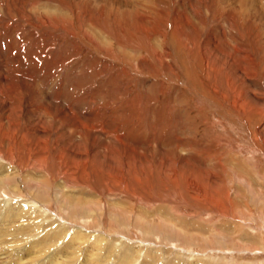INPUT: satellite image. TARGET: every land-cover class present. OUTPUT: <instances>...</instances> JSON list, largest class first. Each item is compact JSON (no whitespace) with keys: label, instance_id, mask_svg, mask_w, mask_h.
Wrapping results in <instances>:
<instances>
[{"label":"rangeland","instance_id":"374dc122","mask_svg":"<svg viewBox=\"0 0 264 264\" xmlns=\"http://www.w3.org/2000/svg\"><path fill=\"white\" fill-rule=\"evenodd\" d=\"M3 2L8 4L15 2L27 6L28 11L23 14L25 18L23 21L20 20L22 24H18L23 36L29 34L28 29L33 30L29 24L35 23V18H40L48 12L51 15L63 13V18L68 21L70 9L79 11L84 8L83 10L89 13L94 9L92 11L94 16L108 20L113 18V22L120 23L117 24L118 27L123 26L122 28L126 30L140 28L143 22L146 27L148 26V34L151 33L149 41L144 35L131 29L133 35L139 39L126 34L125 41L119 43L113 34L87 25L86 22L85 27L92 34L95 32L100 48L79 35L75 37L70 34L64 35L65 41L63 40L62 43L55 41L52 43L51 35H48L50 41L47 40L46 43L43 41L37 46L44 45L39 47L38 52V61L42 64L43 61L56 57L54 52L57 51V45L58 51H62L60 55L73 58L76 55L73 42H81L83 50L79 57L80 62L73 58L74 61L65 64V67L67 65L68 67L59 70L62 77L57 81L58 84L62 85L63 91L70 90L75 84L83 85L84 92L82 91L83 94L80 96L82 98L80 106L83 111L80 114L91 112L92 102L88 91L93 89V83L100 88L105 85L106 90L112 92L115 110L110 109L111 111L104 109L108 104L100 94L97 95V105L103 108L98 111L99 117L108 119L112 128L118 126L119 131H116L122 132L120 134L127 136V139L134 141L138 138L139 145L144 142L137 147L131 141L133 142L131 146L140 152L136 153V159L140 156L146 157L141 161L146 165L144 172L148 173V178L150 175L151 179L141 182L130 172L131 178L125 185L130 195L119 190L114 193L113 199L107 196V193L102 196L94 190L89 191L77 185L67 186L61 179L48 175L44 169L47 167L57 169L56 163L19 171L11 163L0 158V177L5 175L14 177L12 181L4 180L3 185H0V264H264V59H262L264 58V5L262 1L129 0L128 5L123 3L124 0L107 2L105 0H3ZM10 16L18 20L15 14L11 13ZM166 21L170 25L167 43L163 45L161 36L153 33L154 29L156 30ZM175 21L179 27L183 26V30L179 28L177 31L173 30L176 26ZM181 21L187 22V25ZM226 21L232 24H227ZM221 27L225 30L227 38L218 42L213 35L220 38L217 34L222 30ZM50 28L48 32L54 33L55 37L62 36V33ZM143 30L142 27L137 31ZM9 31L8 28L1 31L0 40L5 50L6 42L11 39ZM240 31L243 39L240 36L239 41H235V36H238ZM209 32L211 37L205 40L204 36ZM256 42L258 43L254 46L251 45ZM27 48L32 49V45ZM256 50L259 56L261 55L257 59L259 76L254 80L255 86H252L251 90L258 95V107L263 113L250 114L244 118L232 104L228 105L223 97L222 99L217 97L216 100L205 90V85L203 88L202 78L205 84L209 83L210 87L213 85L217 90H223V87L227 89L228 86L225 82L223 86L221 82L204 79L206 72H203L202 57L207 56L210 63L213 59L210 64L214 66L212 70L218 67L221 68L224 76L233 75L241 66L250 68L248 63H243L240 59L246 56V53H253ZM158 55L160 59L156 58ZM229 55L238 58V62L232 63ZM21 59L26 61L24 64L27 66L23 67L25 69L36 66V64L28 66L29 60L26 54L21 56ZM221 59L225 60L224 65H221L223 64ZM32 72L37 71L33 69ZM216 72L218 71L215 69L214 74ZM52 83L53 81L48 79L50 93H53L52 90L57 86L53 85L51 90ZM247 84L250 83H246V86ZM36 86L41 85L38 83ZM247 91L246 87V94ZM138 92L145 100L148 110L158 107V114L150 112L148 118H142L141 113L133 114L128 111L127 103L132 104V100L136 98H134L135 93ZM129 93L133 95L129 96ZM57 98L59 96L44 101L42 100L44 97L36 95L33 103L40 109L29 112L27 123L38 128L46 124L52 129L56 123L52 117L53 112H62L64 107L74 102L67 93L62 94L59 100ZM117 105L123 107V110ZM46 107L53 110L46 113ZM73 107L76 111V107ZM118 111L120 114L117 115ZM108 112H111L112 116L108 115ZM75 118L71 115L68 120ZM134 124L135 126H132ZM147 124L152 128L151 130L148 129ZM160 124H164V130L161 129ZM66 126L67 130L60 131L59 136H62V140H69L75 144L76 135L68 131L67 123ZM1 137L4 136H0V141H2ZM95 137L94 141L102 148L107 144L112 149L122 146L103 134ZM165 138L167 141L164 143ZM180 138L186 140L185 146L177 142ZM188 143L192 145L191 148L186 146ZM59 145L62 146V141ZM48 150L50 152L54 150L52 145ZM59 150L60 156H63L59 166L63 164V168L71 167L65 162L63 149L60 147ZM208 150L211 151L207 153ZM108 152L109 150L104 148L100 149L99 156L109 154ZM217 152L219 154H215ZM217 157H221L222 161L216 159ZM115 161L113 165L116 170H123L124 165H120L118 159ZM238 164L245 170L238 169ZM138 166L137 161L132 168L138 169ZM97 171L100 172L99 169ZM205 172L211 173L210 178L216 175L215 184L211 183L210 186V182L202 180L201 174ZM175 173H178L177 185L172 179ZM197 175L198 177H195ZM203 178L206 180V177ZM100 182L106 186L102 178ZM153 186L158 187L163 194L173 192L175 198L178 196L179 203L168 201L164 197L167 202L163 199L147 204L142 198L140 199L139 193L134 195L139 187L150 194ZM203 187L209 192L211 189L215 190L214 203H211L213 198L206 200L210 195L207 193L202 195L200 189ZM191 190L199 192L198 199L192 198ZM218 191H221V195L225 198H223L224 205L221 207L219 205L217 208V201L221 200L216 199ZM226 192L229 198L228 195L226 197L223 194ZM89 203L92 208L88 212L84 208L77 207ZM207 204L208 207L205 206Z\"/></svg>","mask_w":264,"mask_h":264},{"label":"bare ground","instance_id":"6f19581e","mask_svg":"<svg viewBox=\"0 0 264 264\" xmlns=\"http://www.w3.org/2000/svg\"><path fill=\"white\" fill-rule=\"evenodd\" d=\"M27 1H29V0H27ZM33 1H36V0H33ZM95 1H97V0H95ZM105 1L107 2L109 0H105ZM261 1H262L261 3L264 5V0H261ZM128 2H129V0H124L123 3H125V5H128L127 4ZM244 2L245 1H243V3ZM9 4L3 2V0L2 1L0 0V38H1V31L4 28L10 29L9 36L11 37L10 41L8 40L6 42V44H7L6 50L3 48L4 46L1 44V40H0V113H2V115H0V136H4V138L1 137L2 141H0V156H1L0 158H2L4 161L11 163V165H13V167H15V169L17 168L16 170H19V171H24L25 169L31 168L33 166L44 167L45 164L56 163L58 165L57 169H53L52 167H47L49 169L45 168L44 170L48 175H50V176L52 175L53 177L61 179L64 184H67V186L77 185V186H80L82 188H86L89 191L94 190V191H96L97 194L102 195V196H104L107 193V196L112 197L113 199H114V195H115L114 193L116 191H119V190L121 192H127L130 195V192L127 191L128 190L127 186H125L126 184H128V181L131 178L130 172L138 181L143 182V181H149L151 179L150 175L148 178V173L144 172L145 171L144 167L146 165L143 164V161H141L142 159H146V157L140 156L139 158L136 159L135 158L136 153L139 151H137L134 146L133 147L131 146V143L134 142L133 145L135 144V146L139 147L142 144H144V142H141L142 144L139 145L140 142L138 141V138H136L137 140L135 139L134 141L132 139H127V136L120 134L122 132H120V133L117 132V131H119L118 126H115L114 128H112V126L109 125L108 119H102V117H99L98 111L102 110L103 108L101 109V107L99 105H97L98 101L96 99H97L98 94H100L102 96V99H104V101H106V103L109 106V107L107 106L108 108L104 107V109L106 111H107V109H109V111H111L110 109L113 110L115 107L114 106L115 104H113L115 102H113V100H112V99H114V98H112L113 97L112 92H109L108 90H106V88L104 87L105 85H103L100 88V87H97L96 84L93 83L92 87L95 91L93 89L88 91V95L90 94V98H91V102H92V108L90 107L91 112L89 111L90 113L80 114L83 111V108L80 106V103L82 101V98L80 96H82V94L84 92L83 91V85H81V83L75 84L76 88L72 87L70 90L67 89V90L63 91L62 85L60 86L58 84L57 81L62 77L61 72H59V70H61V69L64 70L66 67H68V65L65 67V64H69V62L74 61V59L79 61V57H80L82 50H83L82 45H80L81 42L80 43L73 42V44H74L73 46H74L76 55H74V57L73 56H71V57H73L74 59L70 58L69 56L60 55V53L62 51L61 52L58 51L59 47L57 45V47H56L57 51L54 52V55L56 57L53 59L43 61L42 64L38 61V55H39L38 52L40 50L39 47L42 45H40L39 47L37 45L43 41L46 43V41L49 40L48 35H51L52 43L54 41H55V43H57V42L62 43V41L64 40V38H63L64 35L66 34L65 36H67L68 34H70V35H73L75 37H77L79 35L84 40L89 41L90 44H92L96 47H99L100 44L98 43V41L96 39L95 32H93V34L91 32H89V30L85 27V24H84L86 22L88 23L87 25L90 24V25H92V27H97V28H100L101 30H104L107 33L113 34V36L115 37V39L119 43H123V41H125V39H126L125 35L126 34H129L132 37L133 32L131 29H133L137 33H140L141 35H144V37L149 41L151 38V36L149 34H151V33L148 34V32H149V30L147 29L148 26L146 27L144 25V22H143V26H141V27L139 26L140 28L135 27V28H129L128 30H126V29L122 28L123 26L122 27L119 26L120 27L119 28L117 26V24H120V23L118 21L113 22L112 21L113 18H110L111 20H108V19H105L103 17L94 16L93 15L94 12L92 13V11L94 9L91 11V13H89L86 10H83L84 8L82 10H79V11L78 10L76 11L74 9L73 10L70 9V12L68 11L70 13V19L68 21H66L63 18V16H62L63 13H61V15L52 13V15H51L48 12V13H45L44 16H40V18H35V23L29 24L30 27H33V30H31V28L28 29L27 32L29 34L27 36H25V34H24V36H23L19 30L18 24H22L20 20H22V21L24 20L25 16L23 14L28 11L27 6L26 5L21 6L20 3H15V2H12L10 5ZM101 11H103V10H101ZM11 13L15 14L17 16L18 20H16L15 17H11L10 16ZM162 15H163V13H162ZM111 16H113V13ZM66 17H67V15H66ZM152 19H153V17H152ZM155 20H156V18H155ZM230 21H226V23L228 22L227 24L231 25L232 23ZM182 22L187 25V22L181 21V23ZM121 23H122V21H121ZM174 23H175L174 25H176L173 27L174 31H177L178 28L180 30H183V28H182L183 26L179 27L178 26L179 24L177 25L176 21ZM124 24H127V23L124 22ZM233 24L235 25V22ZM122 25H123V23H122ZM169 25L170 24L167 23V21H166L165 24L163 23L158 28H156V30L154 29L153 34H159L161 36L163 45H166V43H167V32H168ZM49 27L54 29L56 32L62 33V36H61L62 38L58 37V36L55 37L54 33L51 34V32H48ZM142 27L144 28V30L142 32H138L137 30L142 29ZM51 28H50V30H51ZM221 29L222 30L219 32V34H217V35H219L220 38H217L216 35H213L214 39L215 38L218 39V42H219V40H225L227 38L226 33L224 32L225 30L222 27H221ZM151 31L153 32V30H151ZM38 32H40V33L38 34ZM171 32H173V31H171ZM189 35H190V33H189ZM210 35H211L210 32L207 36L205 35L204 36V37H206L205 40L209 39L211 37ZM133 36H135V35H133ZM240 36H241V38L243 37V35L241 34V31H240V34L238 36H235V38H236L235 41L236 40L239 41ZM12 37H13V39H12ZM181 37H183V36H180V38ZM188 38H189V36H188ZM136 39H139V37H136ZM249 39H247V41ZM181 41H182V39H181ZM126 42H129V41L126 40ZM207 43H208V41H207ZM257 43L258 42L253 43L251 45L254 46ZM194 44H195V42H193V45ZM31 45H32V49H28L27 47H30ZM52 46H54V45H52ZM200 46H201V44H200ZM221 46H223V45H221ZM76 47H78V48L76 49ZM189 47L191 48V46H189ZM241 49H243V48H241ZM196 50L197 49H195V52H196ZM4 51H6V52L4 53ZM192 51L194 52V49ZM201 51H203V50L201 49ZM234 52H235V50H234ZM238 52H239V50H238ZM24 54L27 55V58L29 60L28 66H30V65L32 66L33 64H36V66H32V69H31V67L30 68L28 67L27 69L23 68V67L27 66L24 64V63H26L25 59H21V56H24ZM202 54H204V53H202ZM246 54H247L246 56H242V59H240V61L242 60L243 63H246V64L248 63L250 65V68H246L245 66H241L239 68V70L236 71L233 75L226 74L224 76L223 71H221V68H218V67H216V68H214V70H212L214 66L210 65V64L213 62V59H212V62L210 63L209 58L207 56L202 57V63H201L202 68H204L203 72L204 73L206 72L205 76H203L205 80L208 81L209 79H212L214 81L221 82V85H223V82H225L227 84L226 86H228V88L225 89L226 87H223L224 86L223 85L222 86L223 90H217V89H215V87L213 85L210 87L209 83L205 84L206 82L203 81V78H202V84L201 85L203 86V88L205 85V90H207L211 94V96H213L212 98L216 99L218 97V98L222 99V97H223V100L228 105L232 104V106L237 110V112H239L240 116L242 115V117H244V118H246L250 114L251 115H256V114L261 115L263 113V110L260 107H258L259 106V104L257 102L259 100L258 95H256L254 90H251V87L255 86L254 80H257V78L259 76L258 75V72H259L258 71V64L259 63L257 62V59H258V57L260 58L261 55L259 56L258 50L254 51L253 53H246ZM70 55H71V53H70ZM255 55H256V57H255ZM57 56H59V57H57ZM215 56H216V54H215ZM75 57H77V58H75ZM228 57H229V59L232 58L231 55H229ZM156 58L160 59L159 55ZM262 59H264V58H262ZM231 60H232V63L238 62V58H235V57H233ZM162 61H164V60H162ZM222 61H223V64H221V65H224L225 60H222ZM38 63H40V64H38ZM227 64H228V62H227ZM41 65H42V67H41ZM172 66L173 65H171V67ZM33 69H36L37 72H32ZM215 69L219 73L222 72L221 73L222 76H220V74L218 72H216L214 74ZM54 70H55V72H54ZM70 71H71V69H70ZM32 73H34L35 75ZM228 73H230V72H228ZM46 76H48V78ZM55 76H56V78H54ZM52 78H54V79H52ZM48 79L53 81L52 85L50 86L51 90L53 88L52 87L53 85H55V84L57 85V86L55 85L56 89L52 90L53 93H50L48 90V84H49V83L47 84ZM252 81H253V83H252ZM213 82H212V84H213ZM248 82L250 84H247V86H246V83H248ZM38 83H39V85H41V86H39L40 88L36 86ZM218 85H220V84H218ZM246 87L248 89L247 94L245 93ZM212 88H214V89H212ZM218 88H219V86H218ZM58 90H60V91H58ZM107 92H109V94ZM66 93H67L68 97H70L71 100H74V102L71 105H68L66 108L64 107L61 110L62 112H58L59 114L57 113V111L53 112L52 117L54 118L53 120H55L56 123L52 129L47 127L46 124H44L46 127L41 126L38 128L35 126H31L33 124L27 123V121H28L27 116L29 115V112L30 111L34 112L36 109L37 110L40 109L39 106H37L36 104L33 103V100L35 99L36 95H40V96L44 97V99H42L44 101H49L50 99H53L55 96H59V98H57L59 100L60 96L62 94L66 95ZM139 93L140 92L135 93V96H134V98L136 97L138 99H136V98L133 99L132 104L127 103L126 108L128 109V111L130 113H133V114L141 113L140 116H142V118H144V117L148 118V115L150 112H154L155 115L158 114V112H157L159 110L158 107L157 108L153 107L152 110H150V111L148 110L146 103H144L145 100H143L140 97ZM131 95H133V94L129 93V96H131ZM126 97L129 98L128 96H126ZM38 98H40V97H38ZM216 100H218V99H216ZM127 102H128V100H127ZM117 104H118V102H117ZM135 104H136V107H135ZM73 106L76 107V111H74L75 109ZM120 109L123 110V107H121ZM52 110H53L52 108H47V107L45 108L46 113L51 112ZM70 114L74 115V117H76V118L72 119V120H68V117L71 116ZM116 114L117 115L120 114V111H118ZM33 115H35V114L33 113ZM108 115H111V112ZM58 116H62V117H58ZM134 117H136V116H134ZM39 120L40 119H38V121ZM130 120L132 121V119H130ZM140 121H142V120L140 119ZM160 122H161V120H160ZM66 123L68 125V131H70L72 134H74V136L76 135L75 136L76 143L75 144L73 143L74 145L69 140H62V136L61 135L59 136L60 131L67 130V129H65L67 127ZM121 126H119V127H121ZM132 126H135V124ZM142 126H143V124H142ZM147 126H148V124H147ZM160 126H161V129H163V130L165 129L164 124H160ZM155 128H156V126H155ZM132 129H133V127H132ZM148 129L151 130L152 128L149 127ZM99 134H103L106 137L112 138L118 144L122 145L121 148L112 149V147L108 146V144H107L106 146H103V148L106 150H109V152H108L109 154H102L101 156H99L100 149H103V148L101 146H98L97 145L98 143L94 141L96 138L95 136H97ZM155 134H153V136ZM172 136H174V135H172ZM128 137H129V134H128ZM130 137H131V135H130ZM135 137H138V136L135 135ZM141 137H143V136H141ZM167 137H169V136H167ZM177 137H178V135H177ZM112 139H109V140L111 141ZM50 140L52 143L50 142ZM60 141H62V146L59 145ZM131 141H133V142H131ZM164 141L165 142L167 141L166 138H165V140H163V142ZM163 142H161V143H163ZM177 142H180V144H183V145L187 143L184 138L178 139ZM113 144H114V141H113ZM176 144L180 145L178 143H176ZM188 144L186 146H189L191 148L192 145L190 143H188ZM50 145H52V147L54 149L52 152H50L48 150ZM115 145H114V147H115ZM183 145H182V147H183ZM174 146H176V145H174ZM60 147L63 149L64 156H66L65 162H68L69 165H71V167H69V168H63V164L59 166L60 161L63 160V156H60V154H59V152H60L59 148ZM210 151L211 150H208L207 153ZM215 154H219V152H217ZM209 155H212V154L209 153ZM113 158L115 160L118 159L120 165H124L123 170L122 169L116 170V167L113 165V161H115V160H113ZM103 159H105L104 163L102 162ZM216 159H218L219 161H222L221 157H217ZM137 161L139 163L138 169L132 168L133 164L137 163ZM219 164L222 166V164L220 162H219ZM181 165H183V164H181ZM120 167L121 166H118V168H120ZM237 168L240 169V168H242V166H240L238 164ZM98 169L100 172L97 171ZM189 169H190V167H189ZM242 169H244V168H242ZM178 171H180V170H178ZM177 174L175 173L172 176L173 182L176 185L179 182ZM196 174H198V173H196ZM198 175L195 177H198ZM6 176L7 175L0 177V179H1L0 185H3L4 180H7L10 182L14 179V177H12V176H7V177ZM210 176H212L210 172H205V174H201L202 180L210 182L209 184L211 186V183L212 184L216 183V179H215L216 175H214L215 177H213V178H210ZM203 177H206V180H204ZM91 178H92V180H91ZM100 178H102V181L106 186L101 184ZM188 180H189V178H188ZM164 181H165V179H164ZM190 182H192V181H190ZM205 184H203V185H205ZM163 185L166 186L165 184H163ZM146 187H148V186H146ZM193 190H195V189H193ZM200 190H202V192H201L202 195H204L205 193L210 195L206 199L207 201H208V199L213 198V191H215L214 189H211V191L209 192L203 187ZM151 191L152 192L150 194H148V193H146V191H144V189H141L139 187L137 189V192L134 193V195L139 193L140 199L142 198L143 201H145L147 204L153 203L156 201H160V200H163L165 198L168 199V201L171 200L173 202L179 203V201H177L178 196H176V198H175V196H174L175 194H173V192H170L169 194H163L162 192H160V189L158 187H154V186L152 187ZM195 191L191 190V194H193L192 198L198 199L197 195L199 194V192H195ZM220 192L218 191V193H216L218 195L217 196L218 198H216V199L217 200L221 199V200L217 201L218 202L217 208L219 205H220V207L222 205H224L223 198H225V197H223ZM223 192H224V190H223ZM143 193H146V194L143 195ZM223 194H225L226 197L228 195L227 192L223 193ZM58 197H60L59 194H58ZM228 198H229V195H228ZM181 201H180V203H181ZM214 201H215V199L213 198L211 203H214ZM228 201H230V200H228ZM166 202H167V200H166ZM205 206L208 207V204ZM77 207L78 208L79 207L84 208L88 212L91 210L92 205H91V203H89V204H83V205L77 206ZM229 207H230V205H229ZM202 208H204V206ZM227 209H229V208H227Z\"/></svg>","mask_w":264,"mask_h":264}]
</instances>
